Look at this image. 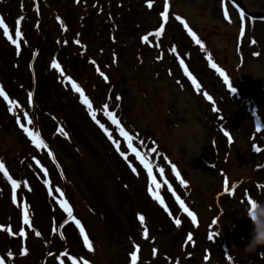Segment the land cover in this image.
<instances>
[{"label": "rangeland", "instance_id": "374dc122", "mask_svg": "<svg viewBox=\"0 0 264 264\" xmlns=\"http://www.w3.org/2000/svg\"><path fill=\"white\" fill-rule=\"evenodd\" d=\"M237 1L249 12L264 13V0ZM149 2L0 0V19L9 34L15 40L18 26L23 37L18 50L0 28V87L19 105L10 111L9 101L0 97V162L20 184L14 203L12 185L0 173V227L13 233L0 230V256L12 253L6 264H60L61 259L64 264L73 259L77 264H131L137 245L138 264H264V247L255 254L243 250L252 232L251 220L243 217L247 204L264 200V18L245 16L242 37L241 9L231 0H151V8ZM166 3L169 20L164 23ZM225 8L231 23L224 18ZM161 26L165 31L156 37ZM54 61L59 70L52 67ZM67 78L83 89L112 140ZM105 104L133 137V147L164 169L167 184L156 167L153 175L162 183L167 211L149 194L148 172L108 118ZM25 113L32 125L24 121ZM17 118L39 133L47 149L35 146ZM205 148L214 151L212 165L202 159ZM172 165L188 187L177 180ZM225 180L230 190L235 186L234 195L225 192ZM176 196L197 215L196 224ZM62 199L84 226L92 252L61 207ZM25 204L31 227L24 224ZM25 248L28 254L22 255Z\"/></svg>", "mask_w": 264, "mask_h": 264}, {"label": "snow or ice", "instance_id": "6c2138e0", "mask_svg": "<svg viewBox=\"0 0 264 264\" xmlns=\"http://www.w3.org/2000/svg\"><path fill=\"white\" fill-rule=\"evenodd\" d=\"M77 2H79V0H77ZM148 7L151 8L152 7V2L150 0V2L148 3ZM168 5L167 3L165 4V10L162 14V19L164 21V23H167L168 20H169V13H168ZM245 16H246V13L241 10L240 11V19H241V22H242V25H241V36L243 37L244 34H245V30H244V20H245ZM224 18L226 20L229 21V23H231V20L229 19V15H228V10L227 8H225L224 10ZM178 20H180L179 17H177ZM180 22L184 25V27L188 30V33L190 36H192L193 40L198 44L200 45V48L203 50L204 49V44L197 38L196 34L188 27V25L183 21V20H180ZM17 24H19V21L17 22ZM0 28L3 29V32L6 36L7 39H9L15 46L16 48L19 50L20 48V43L19 41L23 38L22 37V34H21V30L20 28L17 26L16 30H15V37L16 39L13 40V37L11 34H9V28L6 26L5 22L3 19H0ZM165 29L163 26H161L159 28V30L154 34L156 37H160L163 33H164ZM143 41L145 43L148 42V37L145 36L143 37ZM253 43H255L253 41ZM160 45L157 44L156 47H159ZM173 53L176 52V49L173 48L172 49ZM177 59L185 73L186 76H188V78L191 80L192 84L195 86L196 90L197 91H200V83L197 82V79L192 75V73L189 72V69L188 67L186 66L185 64V61L184 59H182L180 57V55H177ZM207 59L210 61H212V57L211 56H208ZM52 67L53 68H56V69H60V65L58 63H56L55 61L53 62L52 64ZM211 67H213L214 69H216V71L219 73V75L221 77H223V80H224V83L226 85H228L229 89L232 91V92H235V88L233 87L232 83L229 81V78L228 76L225 74V72L221 69V68H218L217 65L215 63H211ZM99 71V69H98ZM61 76L64 75V72L61 70L60 72ZM102 74V73H101ZM103 75V74H102ZM68 79V82L71 83V86H72V89L76 92H78L82 98V103L86 105L87 109L89 110V114L90 116L92 117V119L94 121H96L99 126L101 127L102 131L105 132V134L108 136V138L110 140L113 139L112 137V133L108 131L107 128L104 127L103 124H100V122L97 120V117H96V112L93 111V105H92V102H90L87 97L84 96V91L83 89L75 82H73L70 78H67ZM104 79L105 81L108 80V77L107 76H104ZM0 97H3V99L5 101H9V96L8 94L5 92V90L3 89V87H0ZM205 97L206 99H208L209 101H212V97L210 95H208L207 93H205ZM120 97L117 96L116 97V100H119ZM29 100H31V93L29 94ZM9 104H10V108L9 110L12 111L14 108H19V105L18 104H15L14 102L12 101H9ZM214 111L216 110L215 108L213 109ZM104 111L105 113L108 115V118L111 120L112 124H114L120 131V135L124 137L125 141L127 142V146H128V149L131 153L135 154V156L137 157V159L140 160V162L143 164V166L145 167V169L147 170L148 172V175H149V178H150V185H149V194L153 197L154 200H156L160 205L161 207L164 208L165 211L168 210L167 208V205L165 204V200L164 198L160 195V189L162 187V183L163 184H167L168 181L167 180H164L163 177L165 175L164 173V169L163 168H160V167H156L155 165H153L151 163V161L148 159V154H143L139 151H137V149L135 147H133V137L129 136L128 133L124 130V128L121 126V122L117 119L116 117V114L114 112H109L108 111V105L105 104L104 105ZM24 121H26V124L27 125H32L33 124V120L30 119L28 117V114L25 113V116H24ZM17 123L18 125L21 127V129L23 130V132L30 138V140H32V142L35 144V146L37 148H42V149H47V144H45V142L40 138V135L38 132L36 131H33L30 127L26 126L25 123L21 122V120L19 118H17ZM257 131H261V129L258 127L257 128ZM59 134L62 135V136H65L67 137V133L65 132V130L63 128H60L59 129ZM224 135L226 137H228V140L229 142L231 143L232 141V137L229 135V133L227 131L224 132ZM138 139V137H137ZM113 143H114V146L116 148V150L118 152H121V145L118 141H115L113 140ZM142 143V142H141ZM257 152H260L261 149L259 147H257L255 149ZM151 152L152 153H155L156 152V149L155 148H152L151 149ZM49 156H52V153L49 151L48 152ZM121 155L122 157L127 161L128 160V155L125 154L124 152H121ZM39 163V162H37ZM131 166V165H130ZM156 167V171L159 172L160 174V177L162 179V183L161 182H158L157 181V178L155 175H153V168ZM42 171H44V174L45 176H47V171L43 168H41ZM133 171L135 172L136 169L133 168ZM172 171L173 173L176 175L177 177V180H179L180 184L184 187H188L186 181L181 177V174L180 172L177 170L176 166L175 165H172ZM0 173H3L4 177H6L11 185H12V189H13V202L15 203L16 202V190L20 187V184L18 182H16L15 180L12 179V177L9 175V172L8 170L6 169L5 165L3 162H0ZM47 183V181H45ZM25 187H27V184L25 183ZM168 190L169 191H173L172 189V186L169 185L168 186ZM224 190L225 192L228 194V195H234L235 192H236V188L235 186H231V190H230V186H229V183L227 180H225L224 182ZM57 192H59L60 190L59 189H56ZM50 194H51V188H50ZM61 197H63V193H60ZM173 195H175V192H173ZM176 199L178 201V203L180 204V207L183 209V211L185 213H187V215L191 218L193 224H196L197 223V215L193 212V211H189V208L185 205V202L179 197V196H176ZM60 204H61V207L64 209V211L67 213L68 217L70 218V220L75 223V225L77 226V228L79 229L81 235H82V238H83V241H84V245L85 247L87 248V250L89 252H92L94 250L93 248V243L92 241L89 239V235L85 232V229H84V226L81 224V222L76 219L74 216H73V213H72V208L69 206L68 202L66 200H61L59 201ZM250 202V201H249ZM138 219L141 223V225H144L146 223V220H145V217L143 215H139L138 216ZM174 223L179 227L180 226V219H175L174 220ZM213 223H216L215 221H213ZM24 224L27 225L28 227H31V221H30V215H29V211H28V206L27 204L24 205ZM0 230H6L9 232V234H13L12 233V229L11 228H8V229H4L2 227H0ZM57 229H54V231H56ZM20 236H25V232L23 230L20 231ZM37 236L40 235L39 232L36 233ZM143 235H144V238L145 239H148L149 238V234H148V229L147 227H144L143 229ZM216 235L215 232H213L211 235H209L208 239L211 240L213 239V237ZM63 238V237H61ZM187 239L189 241L192 240V236L189 235L187 237ZM135 247V250L131 253V256H130V259H131V264H138V261H139V253H140V248L139 246H134ZM156 250L153 249V253L155 254ZM22 255H27L28 252H27V249L25 248L22 252H21ZM64 256H67L68 254L67 253H64L63 254ZM12 258V253L9 252L7 254V257H4V256H0V264H6V261L7 260H11ZM60 264H64V261L61 259L60 260ZM72 264H77L76 260L73 259L72 261ZM82 264H89V262L87 260H84L82 262Z\"/></svg>", "mask_w": 264, "mask_h": 264}, {"label": "clouds", "instance_id": "9594fccd", "mask_svg": "<svg viewBox=\"0 0 264 264\" xmlns=\"http://www.w3.org/2000/svg\"><path fill=\"white\" fill-rule=\"evenodd\" d=\"M243 217L252 222L250 240L243 250L248 254H255L257 249L264 247V200H250ZM221 234L222 232L218 234V238Z\"/></svg>", "mask_w": 264, "mask_h": 264}, {"label": "water", "instance_id": "95a60500", "mask_svg": "<svg viewBox=\"0 0 264 264\" xmlns=\"http://www.w3.org/2000/svg\"><path fill=\"white\" fill-rule=\"evenodd\" d=\"M233 1L241 10H243L246 13V16H250L255 19H262L264 18V13H252L246 10L244 5L237 1V0H231ZM212 148H205L202 152V159L205 161V163L212 165L214 162V154H213Z\"/></svg>", "mask_w": 264, "mask_h": 264}]
</instances>
